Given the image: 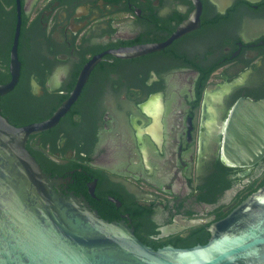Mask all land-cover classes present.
Here are the masks:
<instances>
[{"label": "flooded vegetation", "instance_id": "obj_1", "mask_svg": "<svg viewBox=\"0 0 264 264\" xmlns=\"http://www.w3.org/2000/svg\"><path fill=\"white\" fill-rule=\"evenodd\" d=\"M18 9L10 123L49 117L93 61L68 111L26 141L53 188L153 248L205 243L264 173V156L230 166L220 152L233 104L264 97V0H0V83Z\"/></svg>", "mask_w": 264, "mask_h": 264}, {"label": "water", "instance_id": "obj_2", "mask_svg": "<svg viewBox=\"0 0 264 264\" xmlns=\"http://www.w3.org/2000/svg\"><path fill=\"white\" fill-rule=\"evenodd\" d=\"M19 31L18 9L10 47V78L0 83V97L18 80ZM141 51L134 48L123 54ZM92 65L91 60L85 63L69 96L47 118L14 125L0 107V264H264V185L225 217L210 223L207 242L183 248H153L127 223L104 219L87 202L73 194L61 196L53 188L56 180L42 171L26 141L54 126L68 111ZM220 133L221 158L228 165L248 166L261 160L264 97L238 99Z\"/></svg>", "mask_w": 264, "mask_h": 264}, {"label": "trees", "instance_id": "obj_3", "mask_svg": "<svg viewBox=\"0 0 264 264\" xmlns=\"http://www.w3.org/2000/svg\"><path fill=\"white\" fill-rule=\"evenodd\" d=\"M15 124V123H14ZM16 125V124H15ZM264 184V173H263V176H262V178H261V180L259 181V183L256 185V187H254V189L255 188H258L259 186H261V185H263ZM253 189V190H254ZM201 242H206L207 241V237H205V236H203L202 238H201V240H200Z\"/></svg>", "mask_w": 264, "mask_h": 264}]
</instances>
